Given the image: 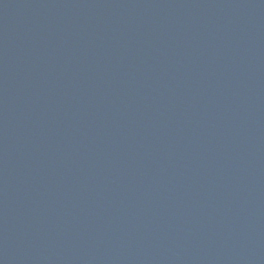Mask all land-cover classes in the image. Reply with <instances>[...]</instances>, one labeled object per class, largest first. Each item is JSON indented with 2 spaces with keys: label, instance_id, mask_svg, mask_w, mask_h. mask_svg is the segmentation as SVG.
<instances>
[{
  "label": "water",
  "instance_id": "water-1",
  "mask_svg": "<svg viewBox=\"0 0 264 264\" xmlns=\"http://www.w3.org/2000/svg\"><path fill=\"white\" fill-rule=\"evenodd\" d=\"M0 264H264V0H0Z\"/></svg>",
  "mask_w": 264,
  "mask_h": 264
}]
</instances>
